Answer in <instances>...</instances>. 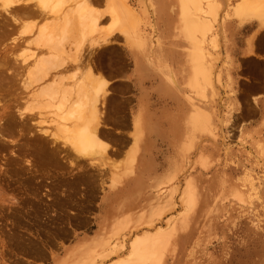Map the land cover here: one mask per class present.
<instances>
[{
	"label": "rangeland",
	"instance_id": "374dc122",
	"mask_svg": "<svg viewBox=\"0 0 264 264\" xmlns=\"http://www.w3.org/2000/svg\"><path fill=\"white\" fill-rule=\"evenodd\" d=\"M241 1H94L99 31L66 41L72 58L48 70L44 14L10 26L0 264H264V3ZM23 51L44 72L16 63ZM90 72L108 84L91 124L107 153L61 136L60 95H43L59 87L75 102ZM143 238L158 244L129 260Z\"/></svg>",
	"mask_w": 264,
	"mask_h": 264
},
{
	"label": "bare ground",
	"instance_id": "6f19581e",
	"mask_svg": "<svg viewBox=\"0 0 264 264\" xmlns=\"http://www.w3.org/2000/svg\"><path fill=\"white\" fill-rule=\"evenodd\" d=\"M94 1H98V0H36L37 2L36 5H31L29 0H0V46H1L3 39L6 36H8L7 32L8 30H10V26L13 23L18 24L25 19H29V18L35 19V17L37 18L38 16L44 14L43 17L45 16L46 24L43 22V24L45 25L41 29V34L45 38L51 50L54 51V58H51V60L50 59L46 60L45 69L48 70V68L60 66L59 64H57L58 59H60L59 57L70 56L72 58L71 55H68V51L65 48V45L68 43L66 41L68 40L69 41L70 40L80 41L82 39L85 40L88 36H91L92 34H95L96 32L99 31L102 13L98 12L94 8V4H95ZM182 1L184 2V0ZM262 2L264 3V0H259V1L258 0H242L240 3L241 7L239 8V11L240 10L244 11L248 9V12H255L253 11L255 10L253 9L254 5H259ZM208 3L210 4V2ZM122 6H123L122 9L126 12V9L124 8L123 4ZM201 10L203 9L199 7L198 11H201ZM261 21H264L263 17ZM75 45L77 44L75 43ZM24 51L21 54L13 56L15 62L16 63L20 62L21 64L26 65L30 63L31 60H33L32 66L30 69L31 73L34 74V73L42 72L43 70L40 67L38 58L35 57V55L29 54L28 52L25 53ZM75 58L76 57H74V60ZM6 59L7 57L5 58V60ZM54 59L55 61L57 60L56 65H54L55 63ZM60 61L59 62L61 63V65L64 66L65 64L62 63V61L64 60L61 59ZM89 74L90 75H88L87 78L84 77V79H86L85 82L77 83V88L76 87L74 88L75 90L73 91H75L77 94L75 95L77 96V101L75 102H71L70 99H72V96L71 98H69L68 96L69 94L67 92H62V94H59L60 92L57 90L59 87L57 89H53V88H56L54 86H50L47 89L44 88L46 89V91L43 92V95H45L46 97L48 96L52 101H55L56 99H58V95H60L59 103H57L58 105H54V107L56 108L57 113H58V114L56 113L55 114L58 116L59 120L61 121L58 126V132L62 134L61 136L63 135L66 136L67 134H69V132H73L74 141L76 140L82 146L90 148V150H92V152L94 151V153L95 151H97L96 153H98V151L100 150L107 153L106 149L108 147L106 148L105 143L99 137V134L101 132H98L95 127L98 124L94 126L91 125V124H94V122L97 123L100 120H102L101 114L99 111L100 108L98 109L97 103L99 102V98L101 97V95L104 94L105 85L107 83L105 84L103 80H102L103 82H101V80L99 81L98 79H97L98 81L95 80L93 77L94 73L90 72ZM2 80L3 79L0 80V87L4 81ZM52 90L54 91L52 92ZM21 119H23L22 116H21ZM21 122L22 124L25 123L24 121H21ZM70 122L77 123L73 129H69V127L67 126V123H70ZM80 122H83V126L78 125V123ZM74 123H71V124L74 125ZM66 140H72V137L71 139L69 138ZM38 141L39 140H35V139L31 141L34 147L40 144V143L38 144ZM76 141H75V144H76ZM16 157L19 158V156H16ZM232 197H233V194H232ZM157 244H158V241L156 240H153V241L146 240L145 241L144 238L138 239L132 245V248H131L132 250H131L129 260L137 261L140 257V252H143L141 251L143 248L153 247Z\"/></svg>",
	"mask_w": 264,
	"mask_h": 264
},
{
	"label": "crops",
	"instance_id": "0c3cea01",
	"mask_svg": "<svg viewBox=\"0 0 264 264\" xmlns=\"http://www.w3.org/2000/svg\"><path fill=\"white\" fill-rule=\"evenodd\" d=\"M236 22H237V25H239L240 27H245L243 24H241L239 21H237V20H235ZM256 25L257 26H261V29H260V37L262 38L263 36H264V24H258L257 22H256ZM264 39V38H263ZM263 39H262V41H263ZM263 44H264V41L262 42ZM262 44V45H263ZM258 60H260L261 58L258 56ZM262 60V59H261ZM146 124H148L147 122H145V125ZM133 129H134V127H133ZM131 131H132V124H131ZM130 131V132H131ZM104 133H105V131H104ZM114 153H116V152H114Z\"/></svg>",
	"mask_w": 264,
	"mask_h": 264
}]
</instances>
